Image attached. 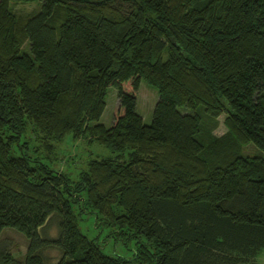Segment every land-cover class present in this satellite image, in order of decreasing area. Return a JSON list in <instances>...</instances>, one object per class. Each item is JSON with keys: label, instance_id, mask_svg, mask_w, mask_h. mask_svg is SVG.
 <instances>
[{"label": "trees", "instance_id": "16d2710c", "mask_svg": "<svg viewBox=\"0 0 264 264\" xmlns=\"http://www.w3.org/2000/svg\"><path fill=\"white\" fill-rule=\"evenodd\" d=\"M19 1L32 0H0V235L14 228L27 246L19 259L0 241V264H257L264 0H40L27 17ZM141 79L158 93L149 123ZM67 133L112 154L73 179L44 160ZM249 142L263 154L242 153ZM88 211L133 253L84 233Z\"/></svg>", "mask_w": 264, "mask_h": 264}, {"label": "rangeland", "instance_id": "374dc122", "mask_svg": "<svg viewBox=\"0 0 264 264\" xmlns=\"http://www.w3.org/2000/svg\"><path fill=\"white\" fill-rule=\"evenodd\" d=\"M11 9L16 14L27 17L34 12H37L41 7L40 0L11 2ZM26 49V46L24 45ZM137 102L136 110L139 112L145 123H149L152 118V110L157 100V89L149 85L144 79H141L139 87L136 91ZM105 108L99 118V121L105 125H110L113 120V112L118 102L117 88L110 85L107 90ZM224 114H220L216 119V124L212 128V133L221 135L226 131V126L223 122ZM38 142L32 140L31 147H35ZM258 153L263 154L253 142H249L243 146L242 153ZM111 151L104 145L93 141L89 142L86 137H74L72 133H67L61 141L54 142V149L48 155L44 156V160L51 167L67 173L71 178L75 179L81 169L86 166L87 160L92 156H108ZM49 231L54 233L55 226L51 222ZM80 229L89 237H97L103 244L104 251L108 253H118L122 255H131L134 250V242L123 243L119 239L114 238L111 228L96 223L95 214L91 211L83 213L78 218ZM51 235H56V232ZM0 241L8 244L12 254L19 259H23L26 252L27 239L25 235L14 228L6 227L2 230ZM47 253L53 259L57 258L59 252L57 249L51 248ZM257 264H264V248H262L254 257Z\"/></svg>", "mask_w": 264, "mask_h": 264}]
</instances>
